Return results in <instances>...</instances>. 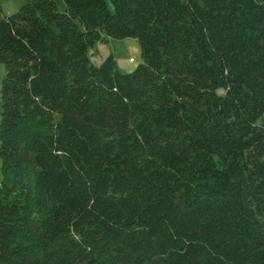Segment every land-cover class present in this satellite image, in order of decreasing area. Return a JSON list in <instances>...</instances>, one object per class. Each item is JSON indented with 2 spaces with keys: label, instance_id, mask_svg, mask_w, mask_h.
<instances>
[{
  "label": "trees",
  "instance_id": "trees-1",
  "mask_svg": "<svg viewBox=\"0 0 264 264\" xmlns=\"http://www.w3.org/2000/svg\"><path fill=\"white\" fill-rule=\"evenodd\" d=\"M61 1L0 6V264H264V0Z\"/></svg>",
  "mask_w": 264,
  "mask_h": 264
},
{
  "label": "rangeland",
  "instance_id": "rangeland-1",
  "mask_svg": "<svg viewBox=\"0 0 264 264\" xmlns=\"http://www.w3.org/2000/svg\"><path fill=\"white\" fill-rule=\"evenodd\" d=\"M27 0H0V6L5 15L10 16L17 13ZM61 9H64V4L61 0ZM140 42L135 38L97 40L96 43L90 46L86 53L90 62L97 67L106 57L112 55L117 69L122 73H127L135 70L136 66L142 61ZM130 58L133 61H130ZM5 74L4 64L0 63V100H1V82ZM1 113V101H0ZM1 118V114H0ZM2 177L1 160H0V181Z\"/></svg>",
  "mask_w": 264,
  "mask_h": 264
},
{
  "label": "built area",
  "instance_id": "built-area-1",
  "mask_svg": "<svg viewBox=\"0 0 264 264\" xmlns=\"http://www.w3.org/2000/svg\"><path fill=\"white\" fill-rule=\"evenodd\" d=\"M130 61H133V59H132V58H130Z\"/></svg>",
  "mask_w": 264,
  "mask_h": 264
}]
</instances>
